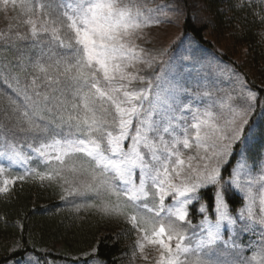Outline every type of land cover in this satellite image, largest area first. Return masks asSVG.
Instances as JSON below:
<instances>
[{"label": "snow or ice", "instance_id": "6c2138e0", "mask_svg": "<svg viewBox=\"0 0 264 264\" xmlns=\"http://www.w3.org/2000/svg\"><path fill=\"white\" fill-rule=\"evenodd\" d=\"M0 3L19 8L28 26L0 31V51L6 53L0 79L23 98L17 103L9 97L0 121V193L26 178L57 184L61 200L83 201L77 212L123 217L140 233L141 253L145 242L159 245L155 264H264V153L250 155L247 147L257 92L235 71L231 89L218 96L207 85L193 90L169 81L162 87L159 73L140 75L137 68L160 61L164 68L167 50L154 55L138 41L160 17L179 14L178 4ZM251 5L239 0L236 7ZM259 19L264 23V15ZM24 142L27 150H21ZM11 167L22 174L4 178ZM235 195L244 204L233 211ZM190 209L202 215L198 226ZM196 227L206 235L194 240L198 233L188 229ZM245 233L257 237L249 240L250 256L238 242ZM218 243L231 259L218 255Z\"/></svg>", "mask_w": 264, "mask_h": 264}, {"label": "trees", "instance_id": "16d2710c", "mask_svg": "<svg viewBox=\"0 0 264 264\" xmlns=\"http://www.w3.org/2000/svg\"><path fill=\"white\" fill-rule=\"evenodd\" d=\"M238 2L179 0L185 14L182 31L210 50L214 45L206 39L209 32L215 43L224 46L226 52L232 51L233 59L229 63L241 73L246 85L258 94L257 107L250 120L253 124L261 109L259 105L264 101V91L252 80L253 76L264 73V37L260 35L264 31L259 19L264 11L263 4L256 7L258 0H252V5L243 9L236 7ZM194 4L200 6L212 26L198 25L192 20L190 10ZM222 56L227 58L224 54ZM258 131V143L254 149H260L261 142H264V117L259 122ZM241 205L238 195L230 200L233 211ZM196 214L191 209L190 219L197 223L200 216ZM107 222L98 213L65 209L57 192L39 180L16 182L8 193H0V264H16L28 254L36 255L42 264H48L47 258L63 260L46 253L56 245L61 246L62 254L66 256L64 260L76 261L92 255L102 264H121L122 233L112 230ZM17 243L19 247H15Z\"/></svg>", "mask_w": 264, "mask_h": 264}, {"label": "rangeland", "instance_id": "374dc122", "mask_svg": "<svg viewBox=\"0 0 264 264\" xmlns=\"http://www.w3.org/2000/svg\"><path fill=\"white\" fill-rule=\"evenodd\" d=\"M17 3H19V0H17ZM148 3L150 7H155L157 5L178 4L180 12L179 14H173L172 12H169L167 16L160 17L162 21L161 23L153 24L149 28L145 29V38L139 40L138 44L140 45V47L144 48L154 55L167 50L165 55V59L167 62L165 63L163 69H161L160 63H163L164 61L158 62L151 69L145 68L144 65H137V68L141 70L140 75L151 76L153 73H159L164 80V83H162V87L165 86L169 81L182 84L183 86L191 88L193 90H195L199 85H207L210 88L216 89V94L218 96H224L225 93L231 89L233 80L235 79L232 76L233 71L238 73L243 79L241 73L229 63V61L233 59L232 51L228 50L226 52L224 46L215 43L214 38H211L209 36V32L206 34V39L210 40L214 45V48L210 50L197 43V41L191 35L183 33L182 22L185 18V14L182 7L180 6L179 0H148ZM262 8L264 11V4ZM190 11L191 18L196 24H208L212 26L211 21L202 13L199 5L194 4ZM24 19H27V17L21 15L19 8H13L11 3H9L8 5H3L2 3H0V31H8L10 25L12 26V30H15L17 25H21V27H28L22 25L21 22ZM261 28L264 31V23H262ZM5 54L6 53H4L3 51H0V61H2V58ZM7 54L9 56L11 55L10 53ZM223 54L227 58L223 59ZM261 76H264V73H261ZM261 76L259 75L256 77L255 75L253 76L252 80L256 82V84L264 91V77ZM134 86L138 88L141 85L137 83ZM246 87L249 88L247 85ZM232 95H235V93L233 92ZM9 97H11L17 103H22L23 101L22 97H18L11 89L7 87V85L3 83V80L0 79V121L4 120L5 111L9 109ZM189 98L190 97H188L187 95L181 96V100L183 102H187ZM225 103H227V100H225ZM236 103H239V100H237ZM185 114L188 113L186 112ZM263 117L264 108H261L258 117L253 121V136L247 146L249 154L253 156H259L261 153H264V142H261L262 145L260 149H254V145L258 143L257 134H259V122ZM128 143H130V141L125 142V147H127ZM26 145L27 142L22 143L21 150H27ZM237 146V149H239L240 146ZM184 151L187 153V150ZM0 162L3 161L0 160ZM30 166L36 167V162L33 161ZM41 170H43V168H41ZM20 174H22L21 168L11 167L9 168L4 178L11 179ZM19 181L20 180H16L15 183ZM43 183L57 192L59 200L62 202L65 209L77 212L75 210V205L82 203L83 201L81 199L69 198L68 200H61V195L63 193L57 184L49 182ZM12 185L13 184L9 185V188H11ZM0 186L3 185L0 184ZM238 197L242 200V205L238 207L240 208L243 206L244 201L242 196L238 195ZM166 202H170V198H168ZM196 207L198 208L199 205L197 204ZM79 212L96 213L93 209L86 208H81ZM195 213L197 212L195 211ZM198 215L200 217L197 223L195 221H192L191 219L192 225L194 226H198L200 220L202 219V215ZM214 218L215 217L213 215L212 219L214 220ZM105 220H108L107 225H109L112 230L122 233L123 253L121 254V264H155V258L158 256L157 249L159 248V245H149L147 244V242H145L144 253H141L136 244L140 233L133 229L132 226L123 217H105ZM193 231L198 233V235L194 237V240L199 239L201 235H206V233H203L199 227L188 229L189 234H191ZM222 233L223 239H228L226 228L222 229ZM250 239L256 240L257 237L251 235L250 233H245L238 241L244 247V255L246 256L251 255V251L248 248ZM214 247L219 250L218 255H220L222 259L232 258L230 255L224 252L222 243H218ZM46 253L60 256L59 258H63V260L60 259L57 261H53L52 259L47 258L48 264H102L96 259V257H92V255H90L91 257L88 258H85L86 255L82 256L79 260L75 259L76 261L64 260L66 256L62 254L60 245H56L52 249H49ZM16 264H42V262L36 255L28 254Z\"/></svg>", "mask_w": 264, "mask_h": 264}]
</instances>
